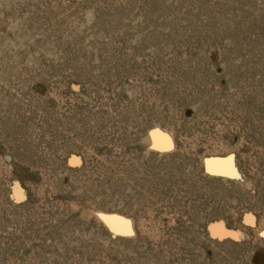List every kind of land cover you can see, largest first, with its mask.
Here are the masks:
<instances>
[{
	"label": "rangeland",
	"instance_id": "1",
	"mask_svg": "<svg viewBox=\"0 0 264 264\" xmlns=\"http://www.w3.org/2000/svg\"><path fill=\"white\" fill-rule=\"evenodd\" d=\"M0 264H264V0H0Z\"/></svg>",
	"mask_w": 264,
	"mask_h": 264
},
{
	"label": "water",
	"instance_id": "2",
	"mask_svg": "<svg viewBox=\"0 0 264 264\" xmlns=\"http://www.w3.org/2000/svg\"><path fill=\"white\" fill-rule=\"evenodd\" d=\"M152 139L156 147H167V142H165L158 133L153 132ZM206 169L212 175L230 176L232 173V165L227 158L215 157L209 159L206 163ZM105 223L114 234L126 235L130 233L129 223L122 217L115 215L106 216Z\"/></svg>",
	"mask_w": 264,
	"mask_h": 264
}]
</instances>
